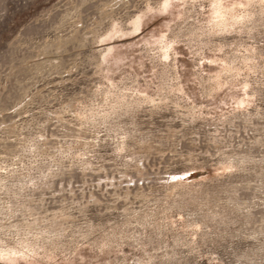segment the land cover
I'll use <instances>...</instances> for the list:
<instances>
[{
	"label": "rangeland",
	"instance_id": "rangeland-1",
	"mask_svg": "<svg viewBox=\"0 0 264 264\" xmlns=\"http://www.w3.org/2000/svg\"><path fill=\"white\" fill-rule=\"evenodd\" d=\"M0 264H264V0H0Z\"/></svg>",
	"mask_w": 264,
	"mask_h": 264
}]
</instances>
